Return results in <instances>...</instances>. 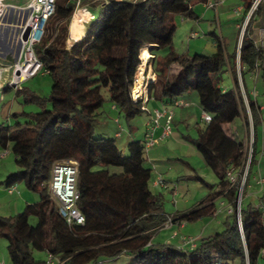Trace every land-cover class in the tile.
I'll return each mask as SVG.
<instances>
[{"label":"trees","instance_id":"16d2710c","mask_svg":"<svg viewBox=\"0 0 264 264\" xmlns=\"http://www.w3.org/2000/svg\"><path fill=\"white\" fill-rule=\"evenodd\" d=\"M199 2L207 4L209 0H84L82 7L89 6L94 18L85 36L82 38L81 33L69 49V26L78 5L74 0L56 1L57 11L49 19L47 36L37 47L43 69L53 76L52 92L43 98L36 91L16 89L18 96L26 94V103L36 104L39 109L14 114L23 118L16 123H0V147L5 151L12 147L19 168L9 174L3 185L9 189L24 183L40 196L37 203L27 204L20 214L9 218L0 215V236L8 241L11 264H45L46 260L34 256L35 251H46L66 264H96L123 254L140 264H260L264 253V197L259 205L243 207L240 219V182L233 184L227 177L231 171L237 175L245 172L247 151L244 143L227 134L226 126L244 117L251 128L236 60L226 55L218 38L213 55L178 56L172 49L178 31L176 16L196 18L193 7ZM252 2L246 4V13ZM260 9L261 6L247 25L239 53L256 138L247 184L257 164L261 109L249 94L245 80L248 73L255 71L258 60H264L263 50L253 39V23ZM51 27L55 28V36L49 33ZM157 44L159 51L168 54L162 68L156 71L157 82L149 85V100L173 105L189 91L197 93L200 107L212 120L193 141L220 180L217 190L202 180L210 188L207 197L190 212L177 213L172 219L151 190L154 173L146 165L145 142L133 139L125 155L115 140L95 136L107 90L115 108L128 121L146 111L143 101L131 98V91L143 58L150 55V49L154 54L152 46ZM172 63L178 64L180 72L169 76L167 70ZM227 64L235 86L223 90L217 80ZM10 88L8 85L4 91ZM68 159L78 162V207L87 217L80 226L64 220L51 194L53 165ZM220 196L234 208L223 231L187 250L167 243L153 244L152 235L170 220L188 223L213 217L218 211L215 201ZM33 217L38 219L37 226L31 224Z\"/></svg>","mask_w":264,"mask_h":264},{"label":"rangeland","instance_id":"374dc122","mask_svg":"<svg viewBox=\"0 0 264 264\" xmlns=\"http://www.w3.org/2000/svg\"><path fill=\"white\" fill-rule=\"evenodd\" d=\"M10 3L12 4H25L27 3L29 0H8ZM85 8V9H84ZM88 8V9H86ZM205 8L207 9L208 7L205 5ZM211 9V8H208ZM82 10H87L89 12L90 8L89 6L86 7H82ZM82 10H77L78 15L82 12ZM75 13V14H77ZM92 13V12H91ZM96 13V12H94ZM93 14V13H92ZM91 14V15H92ZM89 19L91 16H88ZM73 22L80 21V24H82L81 22V18L77 17L76 18H72ZM92 20V17H91ZM90 23V21H89ZM73 24V23H72ZM86 26H89V24ZM178 26V25H177ZM264 26V18H260L258 20V23H255V28L253 31V37H257L258 32H260V27ZM71 27L73 28V26L71 25ZM179 27V26H178ZM177 27L178 31L176 32V34H174L173 37V42L174 43H178L177 45H181L183 46L184 41L186 43V45L183 47V49L185 50L187 48V40L190 39L189 36H185V34L187 32H182L180 31V29ZM78 34H80L78 31H75ZM245 29L242 28L241 30L238 31L237 36H238V46H229L228 51L230 53V55L235 54L236 50L238 51V49L240 48V46H242V38L244 35ZM49 33L53 34V36L56 35V31L55 28L51 27L49 30ZM71 33V32H70ZM204 35V34H203ZM201 35V37L203 36ZM204 37V36H203ZM259 37V36H258ZM200 38V37H198ZM198 38H193L194 40H197ZM173 43V44H174ZM68 40H67V47H68ZM42 46L39 45L37 46L38 48ZM259 48H261V50H264L263 47L257 46ZM69 48V47H68ZM236 48V49H235ZM226 53V52H225ZM162 54V58H164L166 60V56L168 54V52H161ZM209 54V53H206ZM147 56V54L145 55V57ZM144 60V58H143ZM148 63V62H147ZM145 63L144 60V64H145V75L147 77V73L149 71L150 68V64ZM240 63V62H239ZM237 64V69L239 72V79L241 82V95L244 96V103L243 106L246 107V109L248 110L249 113V118H250V124H251V128L250 126H248L249 129L248 130V142L246 143V151H247V157L245 160V172L250 171V162L252 161V157L254 156V151H253V143H255L256 138L254 137V133H253V129H254V125L251 122V111L249 110V98L246 94V91L244 89V82L242 81V68L240 67V64ZM252 73L251 75H253V81H251V79H248L247 75H246V82H247V86H248V90L253 89L255 92L253 93V96H255V99L258 98L257 104H259L258 106L261 108V120H260V124L258 126V130H257V143H256V150L258 151V157H257V164L255 165V167L253 168V171H251L250 173V181L249 184H247L246 179H244V173L242 174L243 176L240 178V185H239V192L244 193L242 196V199L240 201V207L243 210V207H247L250 203H252V205L256 206L259 205L260 203V198L264 197V184L260 182L261 179H264V93H263V87H264V81L262 79V75L264 73V60H258V62L255 65V71L254 72H250ZM248 73V74H250ZM231 71L229 69L228 64L224 67V71L219 75L218 77V83L221 84L222 87H230L233 88L235 86V83H233V79L231 77ZM3 78H4V83L2 84V86L5 88L9 83L11 84L13 82V77H12V71L11 69H6L3 72ZM257 78L259 79L257 81ZM53 76H51L49 73H45L44 70L38 72L35 76H33L32 79L30 80H25L20 84V88L19 89H25L26 91L29 92H34L36 91L37 93L40 94V97L46 98L48 96H50L51 92H52V84H53ZM110 91L107 90L104 92V95L106 97V102L104 107L101 110V114L98 117V121H96L95 124V130H96V134L95 136L97 138H111L112 140H115L116 143H118V145L120 146L121 150L123 147H125L128 144V140H129V121L128 119L125 117V115L118 110H116L114 108V102L111 101L110 99ZM193 93H196L192 90ZM25 93H20V95H17V91L15 88H10L8 91H1V96H0V123H16L18 120L23 119L18 118L16 116H14V114H21L22 111H27V112H34L37 111L39 109V106L36 104H31V103H26L25 100ZM2 99V100H1ZM244 107V108H245ZM245 112L247 113V111L245 110ZM118 118H120L121 122L120 124L123 126V129L120 128V125L116 123V120H118ZM244 120V117H241ZM242 119L237 120L236 122L234 121L232 123V128H234L238 135V139L244 143L245 141V135H246V125L244 124V122L242 121ZM171 126L173 127V129L177 130V133L179 135H183V136H188L189 133H191L192 138H189L188 140L183 139L184 143L186 145H189L191 147H193L195 149V152L198 153L200 155L199 158H196L195 156H190L189 159H185V157H183L184 155H191L188 153V149L187 147H185L184 149H181L177 144L174 143L173 146L169 147V151H167L168 154V158H170V167L168 166L166 169V175H168V177L166 179H172V182H176V184H178L179 187L181 186H187L190 184H193V189L190 190L189 192V197L188 200H190L189 206L193 205L196 202H201L204 200L205 195H201L200 191L196 190L195 187L199 186V187H204L206 185V183L201 182V181H192L191 179L189 180L188 178L190 177V175L196 173L194 170H192L191 168L188 167L187 162H191V165H193V167H196V169L198 170V174L200 176H202L203 178L205 177L207 179V181H209L212 185L218 184V182L220 181L218 179V177H216L212 170L210 169V167H207V169H205L204 166L205 165V161H204V155H202V153H200L197 148L195 147V143L193 141V139H197V126L195 125V122L193 119L187 120V122H172ZM119 132H121L120 136L118 137L117 134H119ZM166 138V137H165ZM164 138V139H165ZM163 139V138H162ZM153 148V147H152ZM151 148V149H152ZM150 149V150H151ZM3 150V149H2ZM149 150V152H150ZM5 151V150H4ZM12 147L10 148V151L8 153V156L4 159H0V172L3 173V175L0 174V189L5 190L3 182L8 178L9 174L12 172H17L19 170L17 163L15 161V157L14 154L12 152ZM125 153V155H127V152L123 151ZM181 153V154H180ZM115 171H120L119 169H113ZM208 170V171H207ZM156 172V171H155ZM182 178V179H180ZM180 179V181H178ZM153 183V180H152ZM175 184V185H176ZM247 185V187H245ZM163 187H165L164 185H162ZM177 186V187H178ZM16 186H14L16 193L11 194V191L6 190V193L2 194V192L0 191V215H2V217H11L13 215H17L20 214L24 211V207H21V209H19V211L17 210V200L19 199V191H24V190H29L30 195L35 197V201L38 202L40 199L39 194L33 193L30 191V189H28L25 184H19ZM161 189V203L162 206L164 208V210L168 211V212H172L175 213L177 212V208H178V204L177 202L180 201L181 205L182 202L184 200H187V198H183L181 193L180 195H177L178 193H176L175 191H173V189L171 190H167V188H163ZM154 185L152 184V190L155 192V194H157L156 190L154 189ZM175 188V187H174ZM210 189V188H209ZM19 190V191H18ZM216 190V187L213 189ZM251 195V197H249ZM254 196V197H252ZM223 199V198H221ZM184 204V202H183ZM216 204H220V199H218V201H216ZM25 205V204H24ZM220 209L223 210L222 213H220L219 215L222 214H226L227 210L224 207H221ZM219 217V216H216ZM31 221V224L33 226H37L38 224V219L36 217H33ZM189 224H191V222H188ZM203 226V225H202ZM200 226V227H202ZM215 226H217V224H215ZM173 227V226H172ZM172 227L167 226L164 227L162 230L158 231L157 233H154L152 235V239L154 240V244L157 245H163L164 243H168L171 240V244L175 245L176 243H178L175 237H173L175 234L180 233V237L179 238H183V244H185V238H191L192 234L190 233V228L187 230H184V228L180 227L179 225L177 226L176 229L174 230H170ZM225 229V225H219L217 226V228H215V235L220 233L221 231H223ZM184 236V237H183ZM196 238V237H195ZM197 240V239H196ZM205 240V238L203 239ZM203 240H197L198 243L202 242ZM8 241L0 236V259H1V263L5 262V264H11L12 260L9 257L8 254ZM34 256L40 260L42 258H44L46 256L45 251H35L34 252ZM260 264H264V257L262 256V258L260 259ZM98 264H140L138 261L135 262V260L133 259V257H131L129 254H125L123 255V257L121 258H109V259H101L100 263Z\"/></svg>","mask_w":264,"mask_h":264},{"label":"crops","instance_id":"0c3cea01","mask_svg":"<svg viewBox=\"0 0 264 264\" xmlns=\"http://www.w3.org/2000/svg\"><path fill=\"white\" fill-rule=\"evenodd\" d=\"M211 0H209L210 2ZM217 1V0H215ZM219 4L216 6L211 7V9H206L205 5L207 6V4H205L204 2H199L197 3V5L195 7H193V11L195 12V14L197 15L196 18H191L188 16H176L177 19V26L180 31L182 32H187L185 34V36H189L190 39L187 40V48L184 50L183 47L186 45L185 41L183 46L181 45H177L178 43H174L173 44V50L175 53H177L178 56H183V55H195V54H205V55H213V53L216 52V49L218 47V42L216 41L217 38L219 39V41H221L224 45V50L226 52V55H229V57L235 61L238 64L240 61V48L238 49V51L236 50L235 54L230 55L228 48L229 46H238V36L237 33L239 30L242 29L241 24L244 21V18L247 17V13H246V4L250 3L251 0H218ZM236 10H240L239 14L235 13ZM83 15L79 16L82 22V29L78 30L77 28H75L73 26V19H72V23L71 25L73 26V28L71 27V25L69 26V33H70V38H68V47L70 48L74 41H77L79 39V35L81 33H83L82 38L85 36L86 34V30L87 27L86 24L89 20L88 16H91V12L87 11V10H82L81 12ZM73 18V17H72ZM260 18H264V3L261 5V9L257 15V18H255V21L253 23V26L255 28V23H258V20ZM91 21V20H90ZM88 25V24H87ZM78 31L80 34H78ZM260 32H258L257 37H253V39L256 41L257 46H262L264 43V37L262 36V32L264 31V26L260 27ZM199 32V33H198ZM193 33H198V38L197 40H194L193 38H191V35ZM204 34V35H203ZM201 35H203L201 37ZM259 36V37H258ZM153 48V47H152ZM264 48V46H263ZM159 48L155 49V53L151 54V49H150V58L147 61V64H150V68L149 71L147 73V78L150 79L151 83H156L157 79H158V72H156L158 69L162 68V63L165 62V59L162 58V51L158 50ZM236 49V48H235ZM209 53V54H206ZM263 54H264V50H263ZM237 56V59H236ZM180 68L178 66V64L176 63H172L170 65V68L167 70L169 76H174L176 75L179 71ZM232 74V73H231ZM230 74V75H231ZM247 74L248 79H251V81H253V75ZM232 77V76H231ZM259 79L257 78V81ZM223 90H228V88L230 87H222ZM249 94L253 97V99L256 101L255 103H257L258 98L255 99V96H253V93L255 92L253 89L248 90ZM263 93H264V87H263ZM184 101H189L191 102L189 106L184 107V108H175L174 109V113H175V118H173V122H187V120L193 119L195 122V125L197 126V135L199 136V133L202 130H205L207 128V122H205L203 120L204 117V110L202 109V107H200V98L198 97L197 93H193L192 91H189L188 93H186V95L184 97H182ZM2 100V99H1ZM115 105V104H114ZM259 105V104H258ZM170 108V105L167 104L164 100H154L150 98V102L147 105V110L143 113V115L141 116H137L134 119H132L131 121H129V140H128V144L122 148V151L126 152V149L128 147V145L131 143V141L134 140H139V141H144L145 139V135L146 132H148L151 129V126H153V122L152 119L154 118V111L159 109V108ZM1 109V106H0ZM261 109V108H260ZM116 110H118L116 108ZM242 118H237L236 120H234L235 122L237 120H240ZM119 122H121L120 118L118 119ZM233 121V122H234ZM242 121L244 122V120L242 119ZM229 123V125L226 126V132L228 135H232L235 138H237V140L242 143L239 139H238V133L237 131L232 128V123ZM117 123V121H116ZM118 124V123H117ZM164 124H165V118H162L160 120V128L157 130V133H155V137L156 138H160V142L157 146H155L154 148H152L150 150V152L147 154L148 155V160L146 161V165L150 168L153 169V183L151 181V187L152 184L154 185V189L156 190L157 194H155V192L153 191V193L155 194V196H157L160 200L162 198L161 196V189L163 186H157L155 181L161 177L163 178V180L167 183V187H163V188H167V190H171L173 189V191H175L176 193H178L177 195H180L181 193L183 198H187V200H184V204L182 202V205L180 203V201L177 202L178 204V208H177V212L175 213H170L168 211H166L168 213V217L169 219H172L175 215H177V213H188L191 211V208L195 205L198 204L200 202H196L193 205L189 206L190 200H188L189 192L191 189H193V184L187 185V186H181L179 187L178 184H176V182H172V179H166L168 177V175H166V168L171 164L170 163V158H168V154L167 151H169V147L173 146L174 143L179 144L178 146L181 149H184L185 147H187L188 149V153L191 155H184L183 157H185V159H189L190 156H195L196 158H199L200 155L198 153L195 152V149L189 145H186L184 143L183 139L188 140L189 138H192L193 135H191V133L188 134V136H183V135H179L177 133V130L174 129V132L172 133V135L170 137H166L165 139L161 138L162 136V132L164 131ZM245 124V122H244ZM121 125V124H120ZM246 125V135H245V141L244 144L246 147V143L248 142V126ZM122 126V125H121ZM123 127V126H122ZM197 136V138H198ZM4 150L1 149L0 147V159H4L7 156L4 157ZM181 154V153H180ZM205 161V160H204ZM187 165L189 168H191L192 170H194L196 173L190 175V177L188 178L189 180L191 179L192 181H201L203 182L204 180L207 181V179L202 176H200L198 173V170L196 169V167H193V165H191V162H187ZM205 169H207V167H209L206 162H205ZM211 169V168H210ZM212 170V169H211ZM156 171V172H155ZM208 171V170H207ZM213 174L214 171L212 170ZM1 175H3V173L0 172ZM215 175V174H214ZM216 176V175H215ZM217 177V176H216ZM182 179V178H180ZM180 179L178 181H180ZM203 180V181H202ZM209 182V181H208ZM220 182V181H219ZM218 182V183H219ZM210 183V182H209ZM176 184V185H175ZM211 184V183H210ZM212 185V184H211ZM178 186V187H177ZM214 187L218 186V184L213 185ZM175 187V188H174ZM5 188V186H4ZM16 188H18L16 186ZM19 189V188H18ZM196 190L200 191L201 195H205V197H207V194L210 192V189L207 187V185H205L204 187H195ZM218 188L216 187V190ZM6 190L9 191V189L2 190L0 189V191L2 192V194L6 193ZM19 191V190H18ZM19 199L17 200V210L19 211V209H21V207L23 206H27V204L31 203V204H35L37 203L35 201V197L30 195L29 190H24V191H19ZM15 192H12L11 194H14ZM204 197V198H205ZM251 197V195L249 196ZM254 197V196H252ZM223 198V199H221ZM218 199H220V204H216V200L215 204H216V208H218V210L221 207H224L226 210L231 207L230 204H228V202L226 201V199L223 196H220ZM221 202H224V205H221ZM25 204V205H24ZM239 207V205H238ZM25 208V207H24ZM230 215L227 214H222L219 215V217L216 216H205L203 219L199 220V221H194L191 222V224L183 222V221H178V223L176 222H171L168 221L165 225V227L170 226L172 227L170 230H174L177 228V226L179 225L180 227L184 228V230H187L190 228V233L192 234V237H196V239L199 240H203L204 238H208V237H213L215 234V228H217V226L219 225H225L226 227V220ZM170 222V223H169ZM215 224H217V226H215ZM203 225V226H202ZM202 226V227H200ZM173 237L176 238L177 241L178 239V243H176L173 246H181L183 245V238H179L180 237V233L175 234ZM184 237V236H183ZM198 241L196 243H198ZM171 240L167 243L172 245ZM153 244H154V240H153ZM199 244V243H198ZM164 245V244H163ZM46 253V251H45ZM125 255V254H123ZM262 256L264 257V253H262ZM123 257V256H122ZM49 256L46 253V256L44 258H42V260H48ZM121 258V257H120ZM262 258V257H261ZM0 263H1V259H0ZM100 263V261H99ZM5 264V262H4ZM98 264V263H96Z\"/></svg>","mask_w":264,"mask_h":264},{"label":"built area","instance_id":"2783aa9c","mask_svg":"<svg viewBox=\"0 0 264 264\" xmlns=\"http://www.w3.org/2000/svg\"><path fill=\"white\" fill-rule=\"evenodd\" d=\"M57 0H29L25 4H12L8 0H0V96L1 91L4 90L2 84L4 83L3 72L8 68L12 71L13 82L8 84L12 88L19 89L20 84L23 81H27L33 78L38 72L44 70V64L41 62L38 56L37 46L41 45L43 40L47 36V26L49 25V19L54 16L57 11ZM78 5L77 10H82V2L84 0H74ZM99 1V0H93ZM113 1V0H106ZM127 1V0H120ZM137 0H134V2ZM264 3V0H253L248 15L244 18L241 27L245 29L248 27L249 21L257 13L259 7ZM219 4V1L211 0L207 3V7L211 8ZM85 9V8H84ZM88 9V8H86ZM76 10V11H77ZM75 11V12H76ZM240 10H236L235 13L239 14ZM74 12V13H75ZM92 14V13H91ZM74 15V14H73ZM94 18L93 14L91 15ZM90 17V20H91ZM199 33V32H198ZM198 33H193L191 38H198ZM264 37V31L262 32ZM264 46V43L261 47ZM71 48V47H70ZM69 48V49H70ZM9 56L11 60L6 59ZM142 64L143 61H142ZM138 68V74L134 79L131 91V98L134 101L144 102L143 110H147L149 104L148 91L150 90V79L145 75V67L141 71ZM145 66V64H144ZM45 71V70H44ZM49 73V71H45ZM7 85V86H8ZM191 102L184 100H177L170 108H159L154 111V118L152 119L153 126L146 132L145 135V150L149 153V150L159 144L160 138H156L155 133L160 128V120L165 118L164 131L161 138L170 137L174 132L171 126L173 118H175L174 109L184 108L190 105ZM115 108V106H114ZM116 109V108H115ZM212 116L208 112H204L203 120L205 122H211ZM119 119V118H118ZM120 125L119 120H116ZM120 128L123 127L120 125ZM121 132L117 134L119 137ZM9 149L4 152V157L8 155ZM53 177L51 178L50 187L51 194L55 201L58 203L59 214L64 218L69 225L80 226L86 223V215L79 209L80 192L77 186V179L79 177L78 162L68 159L62 162H56L52 168ZM248 172L244 173V179L247 178ZM243 175H237L233 171L228 173V180L231 183H239L240 177ZM247 181V179H246ZM264 184V179L260 180ZM157 186H166L167 183L163 178L159 177L155 181ZM14 186L9 188V191L14 192ZM240 195L244 193L239 192ZM224 205V202H221ZM238 205L240 207V196L238 199ZM223 210L219 209L214 216H219ZM234 212L233 207L227 209V215H232ZM241 208H239V218L241 219ZM170 223V222H169ZM185 244L179 246L180 248L187 250L196 246V238H185ZM49 258L45 261V264H66L65 261L60 260L59 257L48 254ZM99 263V261L97 262ZM4 264V262L0 263Z\"/></svg>","mask_w":264,"mask_h":264},{"label":"bare ground","instance_id":"6f19581e","mask_svg":"<svg viewBox=\"0 0 264 264\" xmlns=\"http://www.w3.org/2000/svg\"><path fill=\"white\" fill-rule=\"evenodd\" d=\"M75 13H77V11H76ZM75 13H74V15H73V18H74V19L76 18V15H77V17L83 15L82 13H80L79 15H78V13H77V14H75ZM89 21H90V19L88 20L87 24H89ZM73 26H74L75 28H77L78 30L82 29V24H80V21H79V22L74 21V22H73ZM149 58H150V55H147V57H146V59H145V63H147V61L149 60ZM143 63H144V60H143ZM143 68H144V64H142L140 70L142 71Z\"/></svg>","mask_w":264,"mask_h":264},{"label":"water","instance_id":"95a60500","mask_svg":"<svg viewBox=\"0 0 264 264\" xmlns=\"http://www.w3.org/2000/svg\"><path fill=\"white\" fill-rule=\"evenodd\" d=\"M154 49H157V48H159V45L157 44V45H154V46H152ZM6 59H8V60H11V58L9 57V56H7L6 57ZM241 199H242V194L240 195V201H241ZM241 208V207H240ZM241 212H242V208H241ZM241 217V216H240Z\"/></svg>","mask_w":264,"mask_h":264}]
</instances>
